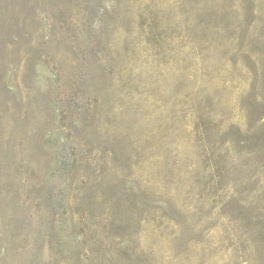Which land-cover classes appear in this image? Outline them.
<instances>
[{
    "label": "rangeland",
    "instance_id": "rangeland-1",
    "mask_svg": "<svg viewBox=\"0 0 264 264\" xmlns=\"http://www.w3.org/2000/svg\"><path fill=\"white\" fill-rule=\"evenodd\" d=\"M0 264H264V0H0Z\"/></svg>",
    "mask_w": 264,
    "mask_h": 264
}]
</instances>
